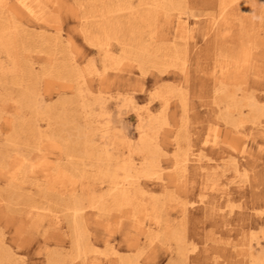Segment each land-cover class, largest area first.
<instances>
[{
  "label": "rangeland",
  "instance_id": "1",
  "mask_svg": "<svg viewBox=\"0 0 264 264\" xmlns=\"http://www.w3.org/2000/svg\"><path fill=\"white\" fill-rule=\"evenodd\" d=\"M55 1V10L46 2L49 21L38 23L22 17L14 22L18 65L0 51V150L10 154L5 167L0 166V264H249L244 252L247 244L252 243L255 254L264 248V115L253 123V112L245 105L255 98L260 108L264 104V0L248 10L232 4L226 25L218 33L207 35L208 19L221 11L218 0H182L178 10L189 17L191 27L187 40L176 34L179 11L166 15L160 8L154 24L140 28L141 41L150 56L142 69L136 55L125 53L119 41H109L114 61L88 39V30L98 32L103 5L121 0ZM149 1L130 0L134 10L147 9L149 6L140 3ZM123 11L115 16L126 23L129 12ZM129 29L123 24L119 35L131 43ZM175 36L174 43L183 49L178 67L172 65L169 55ZM246 41L255 44L253 64L239 75L236 72L224 78L227 93L216 95L220 84L214 87L211 73L216 60L235 54ZM184 63L188 80L180 90L178 85L183 80L179 67ZM104 66L108 67L105 81L90 74L94 67ZM74 71L86 75V82L77 79ZM214 71L217 79L219 66ZM171 88L185 95L187 105L184 109L174 97L163 112L158 95ZM29 89L35 91L43 114L36 115L22 101V93ZM227 94L238 100L239 114L234 107L227 108L231 101ZM130 96L133 103L124 100ZM122 101L127 105L122 106ZM145 106L166 120L159 130L161 145L167 151L162 158L164 180L142 179L147 192L140 196L149 208L144 211L148 216L144 212L138 215L144 224H149L155 214L151 208L154 201L159 205L160 223L154 228L153 243L148 233L133 225L129 211L116 208L110 197L105 200V212L90 206L88 199L90 194L107 195L109 182L104 172L123 160L129 149L136 148V110ZM31 123L40 126V139ZM232 123L242 126L235 128ZM86 134L96 141L94 150L82 141ZM206 137L216 139V144H205ZM186 149L206 154L208 168L192 170L178 182L173 156ZM223 154L237 156L243 183L232 177L230 161L221 164L227 169L226 175L216 169ZM133 157L140 156L134 152ZM17 162L26 170L15 179L13 173L20 169ZM32 163L37 166L30 167ZM207 171L214 174L205 177ZM215 181L225 184L210 188L203 196V188ZM78 200L84 206L78 220L92 250L82 257L74 246V216L68 208ZM186 205L188 210L182 214L181 207ZM181 246L186 255L181 253Z\"/></svg>",
  "mask_w": 264,
  "mask_h": 264
},
{
  "label": "bare ground",
  "instance_id": "2",
  "mask_svg": "<svg viewBox=\"0 0 264 264\" xmlns=\"http://www.w3.org/2000/svg\"><path fill=\"white\" fill-rule=\"evenodd\" d=\"M181 1L182 0H151L149 2L140 3V5L143 4V5L149 6L147 9H143V10H138V9L134 10L130 0H121L119 3H111L110 5H107V6L103 5V7L101 8V15H100L101 18L99 20L100 25H98V27H97L98 32L93 33V31L88 30L89 42L91 45L98 47L100 51H103L105 53V56L110 57L111 56V53H110L111 51L109 49L110 48L109 47L110 39H115V40L119 41L122 44V47H123V50L125 53H127L128 55H131L132 53L136 55L135 59L138 62L139 67L142 69V65L145 64L146 61H150L148 59L150 56H149V51H148L147 47L141 41L140 28H142L143 26H146V25H148V26L153 25L154 22L156 21L155 20L156 12H158L157 10H160V8L163 9V11L166 13V15L173 10H178L179 6H180L179 2H181ZM46 2L51 3V6H53L54 10H55V6H54L55 2H56L55 0H0V51H4L9 57H11L12 62L15 65H18V61L16 58H14L16 56V44H17L16 32L14 31V29H15L14 22L22 20V17H27V18H30V19L37 21L38 23L39 22L45 23V21L49 19V18L46 19V14H48V10H47L48 6H47ZM218 3H219L221 11L217 16H214V17L208 19L207 31H206L205 35L212 33V32L218 33L219 31H221L222 27L225 26L227 21H228V19H227L228 14L227 13H228V9L231 7L232 4L237 3L243 9L248 10L256 4H262L263 0H218ZM256 8H258V7H256ZM123 10H127L129 12L128 20L126 21V23L123 22L119 17L115 16V13L117 11L120 12ZM52 13H54V11H52ZM177 18H178V26L176 29V34L180 35L181 38H184L187 40L190 37L188 35V33L191 31L189 17L185 18L183 16V12L179 11ZM50 22H52V21H50ZM123 24H128V27L130 28L129 30H130V33L132 34V39L130 40L131 43L127 42L124 38H122V39L120 38L119 32H120L121 26H123ZM197 26H198V24H197ZM194 31H195V28H194ZM183 33H184V35H183ZM222 35H223V33H222ZM228 36H226V37H228ZM191 37L194 39L195 34L191 35ZM176 38H177V36H175V38H173V40H172L174 47L172 49L173 52H171V54H169V55H170V58H172V60H171L172 65L175 67H178V63L182 57V53H183L182 50L183 49L180 48L179 45H176L174 43V39L176 40ZM209 39H211V38H209ZM224 39H225V37H224ZM255 40H256V38H255ZM187 43H188V41H187ZM254 45L255 44L251 43V42H247V41L242 42L240 44L239 50H237V52L235 54L226 55L224 58L216 60L213 68L215 69L217 66H219L220 75L217 77V79H214V77H216V75H217L216 72L214 71V69H213V72H211V73H212V77H213L214 87H216V85H215L216 83L220 84V86L215 90V94L220 92L222 94L221 96H223V94L225 96V94L227 93L224 89L225 85L223 86V84H225L224 78L228 79L231 77L232 74L234 75V73H236V72L237 73L238 72L243 73L246 70H248L247 68L251 65V63L254 59V55H255V53H253V50H254L253 46ZM195 52H196V50H195ZM112 57H110V59L114 60ZM51 60H52V58H51ZM201 61H202V59H201ZM217 61H220V62L218 63ZM186 62H187V60H186ZM118 64H120V62H116V65H118ZM197 65H198V63H197ZM115 68L119 69V67H115ZM179 69H180V73H181V77H182L183 81L181 83H179L178 86H180L179 87L180 90H184L183 85L188 80V69H187V66L185 65V63L183 64V66L179 67ZM1 70H2V66L0 63V71ZM107 70H108L107 66H104L102 69L94 67L91 70L90 74H92V75L95 74V75L99 76L101 78V80L105 81L107 79V76H108ZM76 72L77 71H74L75 77L77 79L78 78L83 79V83H85L87 80L86 75L81 74V72H77V73ZM239 73H238V75H239ZM203 74H206V72ZM234 88H237V87H234ZM239 89L240 88H238V90ZM236 93H238V92H236ZM244 93H245V91H244ZM233 94H235V93H233ZM183 96H185V95L182 94L181 92L178 93V88L177 89L171 88V89H167V91L160 92L158 97L161 98V102L163 105V112H165L167 109L170 108L171 99L174 97H176L179 100L180 105H183L182 107H184V109H185L187 102L184 100ZM190 97H191V95H190ZM190 97H188V98H190ZM230 97H231V94L230 95L227 94L226 99H229ZM245 97H243L242 99L245 100L246 99ZM21 99L24 102V104L33 113H35L36 115L43 114V112L40 110V105H39L38 99L36 97V93L33 89H29V90H26L25 92H23ZM126 99L129 100V102L133 103L132 102V100H133L132 96L127 97L124 100H126ZM235 99L236 98H234L233 96L231 97V101L229 104L230 107L227 106V108L231 109V107H234V109H235L234 111H236L238 109L237 107L240 104L237 102L238 100L236 99L237 100L236 101ZM255 99H253V100L255 101ZM12 100H14V99H12ZM224 101H226V100H224ZM254 101H249L247 103L244 102L245 105H247V107L248 106L250 107L248 109H251V112H253V115L251 114L253 117L252 118L253 123L255 120H258V118L260 116L262 117L264 115V111L262 109L264 107V104H263V107L260 108L261 105L259 107L257 105V103ZM217 102H219V101H217ZM242 102H240V103H242ZM8 103L10 104V102H8ZM121 103H122V106L127 105L124 101H122ZM224 104H225V102H224ZM217 105H218V103H217ZM222 105H223V103H222ZM42 106H43V104H42ZM219 107H220V105H219ZM243 107H246V106H243ZM243 107L241 106V108H243ZM3 108H5V107H3ZM228 110H227L228 113H232L230 110H229L230 112ZM238 110H237V113L239 112ZM136 111H137V116H138V121H139V128H138L139 137H138V143L136 145V148L129 149L128 154L126 155V157L123 160L118 161L113 167H110L111 169H108L107 171L104 172V176L106 178H108V182H109L107 195H105V193L90 194L88 196V199H89L90 206H92L93 208H96L99 212H105L107 209L105 206V200L110 197L112 203L114 204V206L116 208L121 209V210L125 209V210L129 211L130 217L134 220L133 225L136 228L140 229L142 232L148 233V235L147 234L146 235L149 237V240L153 243V241L155 239V235H156V233L153 232L155 230L154 228L158 227L159 223H160V218H159V215L157 214L159 205L156 201H154L151 208L155 214L153 215V217H151L149 224H144L143 222L138 220V215H139V213H141V212L143 213L144 211L148 212L149 208H148V205L146 206L142 202V200L140 199V196H142L143 194H145L147 192L145 187H144V184L142 182V179L149 180V181H151V180H160V181L164 180L163 172H164L165 168L163 165L162 158L164 156H166L167 151L161 145V142L159 139V135H160L159 130L162 128V125H165L166 120L163 117L161 119L160 115L154 116L149 106H145L143 109H138ZM246 116L247 115H245L244 117L246 118ZM228 117H229V115H228ZM239 117H240V115H239ZM224 119H226V118H224ZM228 119L229 118H227V120ZM233 119H232V121H233ZM168 121H169V119H168ZM189 123H190V121H189ZM228 124H230V122ZM237 124H235V123L233 124V125H235V128L236 127L239 128L240 124L239 125H237ZM256 124L257 123H255L254 125H256ZM30 126H31V129L35 133L38 134V138L40 139L42 137V133L39 129L40 126L38 124H34V123H31ZM241 126H242V124H241ZM236 130L238 132L244 133L243 131H241L239 129H236ZM262 133H264V132H262ZM101 137L103 140H105L104 144H107L108 143L107 135L105 133H103ZM127 139H129V138H127ZM6 140L8 142L12 141V139H9V138H7ZM82 141L85 143V145L87 147H89L90 150H94L95 147H97V144L94 143L96 141L93 139L91 134H86ZM82 141H80L79 144H81ZM211 141H213V143L216 144V139H212V138L210 139L209 137H206L204 140L205 144L210 143ZM178 142H179L178 139H176L175 144H178ZM130 144H131V142H130ZM189 146H190V143H189ZM178 148H179V144H178ZM186 150L183 153H179L178 151H176V153L173 156V159H174L173 162L175 164V177H176V181H178V182H181V180L184 178L186 179L188 174L192 170L208 168V166L205 165L206 162L209 161L208 160L209 158L205 159L207 157L206 154H203L200 152L199 153H193V152L190 153V152H188V150L187 151ZM201 151H203V150H201ZM134 152H137L139 154V156H140L138 158L139 160L133 157ZM245 152H246V149H245ZM9 155H10L9 152L6 151L4 148L2 150H0V166L5 167L6 159L8 158ZM106 156L109 157V155L107 153H106ZM220 159H222L221 160L222 163L216 164L215 167H216V169L219 168L221 175H226L225 172L227 171V169H224L223 165L227 164L230 161L234 166L233 170H232L233 171L232 177L234 179H239L238 182H240V183L241 182L243 183V181H245L244 180L245 178L242 179L243 173H241L242 172L241 168L237 164V156H234L231 154H223L222 158H220ZM17 163H20V164H18V165H20V169L18 171H14V173L12 172L13 178H15V179H17L16 178L17 174L22 173V172L24 173L26 170L23 166H21L22 165L21 162H17ZM221 164H223V165H221ZM35 165L37 166V164L32 163V164H30V167L35 168ZM219 170L215 171L214 173L218 174ZM214 173L207 171L206 173H204V175H205V177H210ZM221 184H225V182L223 183V182L215 181L209 185L206 183V185H208V186L203 188V192H204L203 196L205 194H207V191L210 188L214 189V188H216V186L218 188ZM226 184H227V182H226ZM240 186H241V184H240ZM165 188H167V186ZM222 193H227V191L222 189ZM201 201L205 202L204 199H200V202ZM182 205H183V203H182ZM68 208L73 212V216H74V219H73L74 222H73L72 230H73V235H74V246H75V249L77 251L78 257L87 256L88 252L89 251L92 252V250L89 247L86 240L84 239V235H83L84 230L80 226V223L78 220V216L83 211L84 206L81 204V201L78 200V201H74L72 204H70L68 206ZM187 210L188 209H187V205H186L184 207H181L180 211L182 212V214H186ZM119 213H121V212H119ZM144 214L146 216H148V214L146 212H144ZM148 220H149V218H148ZM246 247L247 248L246 249L244 248L245 250L244 249L243 250L247 254L248 258L250 259L249 264H264V248L261 251H259L257 254H255L254 248H253V245L251 242H249ZM181 250H182L181 253L186 255V249L181 246ZM93 251H95V250H93ZM84 264H90V262L86 261Z\"/></svg>",
  "mask_w": 264,
  "mask_h": 264
}]
</instances>
